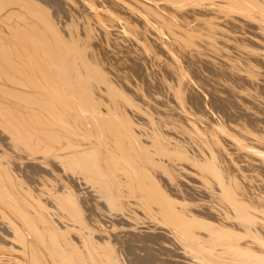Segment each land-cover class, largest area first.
Segmentation results:
<instances>
[{"label":"bare ground","instance_id":"obj_1","mask_svg":"<svg viewBox=\"0 0 264 264\" xmlns=\"http://www.w3.org/2000/svg\"><path fill=\"white\" fill-rule=\"evenodd\" d=\"M0 264H264V0H0Z\"/></svg>","mask_w":264,"mask_h":264}]
</instances>
